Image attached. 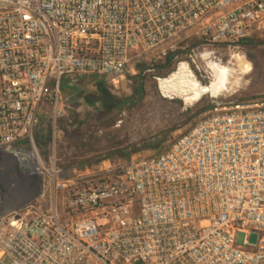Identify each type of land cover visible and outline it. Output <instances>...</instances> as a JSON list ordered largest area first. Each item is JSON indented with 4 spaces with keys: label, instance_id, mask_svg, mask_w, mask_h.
<instances>
[{
    "label": "built area",
    "instance_id": "obj_1",
    "mask_svg": "<svg viewBox=\"0 0 264 264\" xmlns=\"http://www.w3.org/2000/svg\"><path fill=\"white\" fill-rule=\"evenodd\" d=\"M191 38L200 58L264 42V0H0V157L34 154L42 178L37 199L0 216V264H264V102L208 111L107 178L58 167L63 79L118 82L133 59ZM198 49L176 67L198 70ZM48 109L43 160L35 137Z\"/></svg>",
    "mask_w": 264,
    "mask_h": 264
},
{
    "label": "rangeland",
    "instance_id": "obj_2",
    "mask_svg": "<svg viewBox=\"0 0 264 264\" xmlns=\"http://www.w3.org/2000/svg\"><path fill=\"white\" fill-rule=\"evenodd\" d=\"M201 45L198 38L173 42V46L177 48L175 58L180 60L191 50L199 48L195 51L198 70L194 69L192 75L199 84L208 86L213 82L214 74L204 64L210 58H200ZM166 48L167 46L133 59L118 82L111 83L103 77L86 75L77 78L73 83L83 88V96L61 91L66 108L64 115L55 120L58 134L54 153L58 167L69 170L72 172L71 176L82 178L81 181L94 182L98 178H107L116 173V168L129 161L152 157L167 150L205 115L198 112L208 104L219 111L264 102V43L254 47L241 45L239 48L230 49L216 46L210 50L214 63L233 71L232 82L235 83L217 98L205 95L190 106H186L176 97L166 99L158 90L156 80L164 78L163 72L156 70L154 65L160 64L170 52ZM175 58L173 62L176 67ZM137 77L140 79L143 94L141 101L134 106L113 107L106 111L92 97L85 98L86 94L95 93L96 84L99 82L113 98L129 97L136 87ZM47 111L41 117L40 129L35 137L36 149L43 160H47L50 155L53 137V116L51 110ZM147 142H152L155 146L146 148ZM242 240L243 236L238 235L237 243L241 244ZM254 243L255 236L251 235L249 244Z\"/></svg>",
    "mask_w": 264,
    "mask_h": 264
},
{
    "label": "bare ground",
    "instance_id": "obj_3",
    "mask_svg": "<svg viewBox=\"0 0 264 264\" xmlns=\"http://www.w3.org/2000/svg\"><path fill=\"white\" fill-rule=\"evenodd\" d=\"M209 56L210 61L207 63V68H209L214 74L213 82L210 85L202 86L199 84L192 75L191 70H188L185 64H180L168 77L156 80L160 94L166 99H170L171 97L179 98L183 101V104L190 106L205 95L217 98L222 92H225L227 87L235 83L234 81L232 82L233 71L229 68L223 67L219 63H214L212 53L202 55L201 58ZM27 159L29 162L31 161L34 163L35 166H37V164L38 166L40 165L38 158L34 154H29L25 160L28 161ZM13 192H8L9 197ZM8 195H4L3 198L6 199ZM4 199L2 201H5Z\"/></svg>",
    "mask_w": 264,
    "mask_h": 264
},
{
    "label": "water",
    "instance_id": "obj_4",
    "mask_svg": "<svg viewBox=\"0 0 264 264\" xmlns=\"http://www.w3.org/2000/svg\"><path fill=\"white\" fill-rule=\"evenodd\" d=\"M41 192L42 178L33 163L23 164L12 156L0 157V216L32 202Z\"/></svg>",
    "mask_w": 264,
    "mask_h": 264
},
{
    "label": "trees",
    "instance_id": "obj_5",
    "mask_svg": "<svg viewBox=\"0 0 264 264\" xmlns=\"http://www.w3.org/2000/svg\"><path fill=\"white\" fill-rule=\"evenodd\" d=\"M260 43H264L263 41H254V40H250V41H246L245 43H243L244 46H256L257 44ZM177 55V52H168L163 61L160 64H155L154 67L156 70L158 71H162L163 78H166L168 75H170V73H173V71H175V62H173V59L175 58V56ZM137 84L136 87L134 88L132 95L129 97H126L124 99H116L113 98L112 96H110V94H108V92L105 90V88L103 87V84L101 82H99L98 84H96V90L95 93L93 92L92 94H86L85 98H89L92 97L93 101L98 102L99 105L102 107V110H111L113 107H121V106H134L137 103H139L142 99V94H143V89L141 86V82L139 77H137ZM61 91L63 93H75V94H79L81 96H83V93L81 92L83 90V88L79 87L77 84H73L70 81L63 79L60 85ZM175 103H179V101H175ZM210 110H214V107L210 104H208L207 106H205L204 108H202L198 114L200 113H206ZM48 140V138H47ZM36 141H38V139L36 138ZM155 146L152 142H147L146 144V148H151Z\"/></svg>",
    "mask_w": 264,
    "mask_h": 264
}]
</instances>
